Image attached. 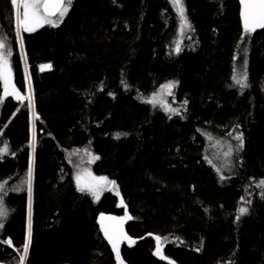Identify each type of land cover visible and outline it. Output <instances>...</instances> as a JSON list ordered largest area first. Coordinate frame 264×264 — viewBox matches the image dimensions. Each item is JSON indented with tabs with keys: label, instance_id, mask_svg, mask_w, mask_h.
<instances>
[{
	"label": "trees",
	"instance_id": "obj_1",
	"mask_svg": "<svg viewBox=\"0 0 264 264\" xmlns=\"http://www.w3.org/2000/svg\"><path fill=\"white\" fill-rule=\"evenodd\" d=\"M181 3L184 25L173 0H72L23 33L31 195L30 103L5 93L0 65V262L25 256L31 198L25 264H117L97 225L110 213L135 240L125 264H264V30L245 32L238 0ZM0 19L26 97L11 0ZM214 140L230 148L224 172ZM83 167L104 184L98 203L78 190Z\"/></svg>",
	"mask_w": 264,
	"mask_h": 264
},
{
	"label": "snow or ice",
	"instance_id": "obj_2",
	"mask_svg": "<svg viewBox=\"0 0 264 264\" xmlns=\"http://www.w3.org/2000/svg\"><path fill=\"white\" fill-rule=\"evenodd\" d=\"M23 4L24 12H23V19H21V14L19 11L20 3H18V0H11V4L14 8H16V19H17V36H19V28L23 27L24 31H34L37 26H42L44 23H52L50 19H48L50 16L54 14H59L60 18H63V16L67 13L68 7L71 5L72 0H20ZM241 4L244 6V11L242 12L243 17V24H244V30L245 32L254 31L256 28H262L264 29V0H240ZM173 3L178 7L182 25L186 24V18L184 16V9L181 3V0H173ZM42 10V12H41ZM5 45L0 42V65H3L6 63V58L4 54ZM179 46H177L176 51L179 52ZM246 63V62H245ZM44 67H50V66H42V69ZM233 79L236 81L238 85L241 86V88L246 87V74L244 75L243 79L233 77ZM165 89H170L174 87L172 83H169L167 85L163 86ZM169 94H171L169 92ZM149 103H156L155 97L153 99L148 101ZM31 103V101H30ZM172 112H176V109H170ZM236 139L241 140V146H242V137L237 136ZM7 147L0 149V153L6 152ZM227 155V153H226ZM98 158V157H97ZM90 175V173H89ZM223 179V177H221ZM95 179V178H93ZM101 180H106L107 178H100ZM77 187L78 190L81 192H84L86 189L91 192L93 196H95L97 199L99 198L98 190L94 189L92 185L84 184L81 185V177L77 176ZM114 183V182H111ZM28 184H29V195H31V167L28 171ZM258 187L264 188V181H260L257 185ZM2 187V185H0ZM243 199V198H242ZM248 211L247 208L241 207L239 209L240 214H244ZM6 215L5 211L2 207H0V217H4ZM106 219L104 216H101V226L105 233V236L109 239V242L112 243L113 249L117 251V257L119 258V251L117 248V242L113 240L112 236L109 235L108 229L104 228L103 226V220ZM107 219H113V218H107ZM2 226V225H0ZM160 238L157 237V240ZM7 243L11 244V241H8ZM24 252L27 253L28 251V244L24 245ZM157 254H159V247L157 250ZM24 257L21 256L20 262L23 264Z\"/></svg>",
	"mask_w": 264,
	"mask_h": 264
},
{
	"label": "rangeland",
	"instance_id": "obj_3",
	"mask_svg": "<svg viewBox=\"0 0 264 264\" xmlns=\"http://www.w3.org/2000/svg\"><path fill=\"white\" fill-rule=\"evenodd\" d=\"M212 1H215V0H212ZM217 1H220V0H217ZM18 3H20L19 11L21 14V19H23V12H24L23 4H22V2H20V0H18ZM13 9H14V14H15V24H16V29H17L18 28L17 19H16V11L17 10L14 7H13ZM41 12H42V10H41ZM45 25H47V23H44L42 26H37L34 31H24L23 27H20L19 28V36H18L20 50L23 54L24 72L26 74V79H27L26 99L29 101V103L31 101V103L29 104V106L31 108V122H32L31 171L33 170V167H34L36 117H35V113H34V98H33L32 85H31L29 74H28L29 68H28V64L26 63V56L24 53L23 33L25 32L27 34H31V33L35 32L36 30L44 27ZM0 42H2L5 45L3 51L5 54V58H6V63L1 65V76H2L3 83H4V88L6 91L5 93L6 94H12L13 92L8 90V84H7L11 81L9 79L11 78L10 69H11L12 52H11L9 45L3 41L1 35H0ZM244 61H243V63L241 62V64L239 65L236 72L237 73L241 72L240 67H242L243 68L242 73L245 75L246 74L245 67H247V66H246ZM47 66H49V65H47ZM49 69H50V67H44L43 69H42V67L40 68L41 71H46ZM5 84H6V87H5ZM163 102H164V100H162V99L159 101V103H163ZM213 142L214 143L210 146V154L212 153V155H213L210 162L212 164H214L218 170H220L221 172H224V167L226 166V162H225L226 153H227V155L229 154L230 148L222 142H219L216 140H214ZM89 173L90 172L85 167H83L81 169V171L78 173V174H80V177H81V185L89 184V185H92L94 187V189L98 190V195H99L98 199L95 196H93L91 194V192H89L87 189L84 191L85 193L89 194L93 199H95L96 203H98L101 199V196H102L101 194L104 190V184L102 182H100L99 179H93L91 177V173H90V175H89ZM31 179H32V177H31ZM121 206H123V205H121ZM28 214H29V219H28V242H27V244H28V248H29V244H30L29 238L31 237V224H32V202H31V198H30V203H29ZM117 218L120 221V223L123 225V227H125L128 219L126 217L123 218V217H118V216H117ZM26 259H27V253H25L23 264L26 263ZM117 264H125V263L123 261H121L120 263L117 262Z\"/></svg>",
	"mask_w": 264,
	"mask_h": 264
},
{
	"label": "water",
	"instance_id": "obj_4",
	"mask_svg": "<svg viewBox=\"0 0 264 264\" xmlns=\"http://www.w3.org/2000/svg\"><path fill=\"white\" fill-rule=\"evenodd\" d=\"M65 3H66V0H65ZM238 3H239V8H240V11H239L240 22H241V25L244 29L243 17H242V12L244 11V6L241 4L240 0H238ZM58 16H59V14L57 13V14L50 16L49 18L53 19V18H56ZM0 23H1V19H0ZM262 30H264V29L256 28L254 31H249V32H252L253 34H255V33H258ZM11 96H13V99H15V101L18 104L23 103L26 99L25 95L20 93L19 91H17V95H11ZM104 217L106 219H104L102 222L103 226H104V228L108 229L109 235H111L113 240H115L117 242V248L119 251V258L117 257V251L113 249L112 243H110L109 239L105 236V233H104L102 226H101V217L97 221L99 232H100L103 240L105 241V243L109 246V248L112 250V252L115 254V256L117 257V259L120 262L121 249L123 247H132L134 245V241L130 237L127 229L125 227H123V225L120 223L117 216L112 215V214H108V215H104ZM109 217L113 218V219H107ZM0 264H6V263L0 262Z\"/></svg>",
	"mask_w": 264,
	"mask_h": 264
},
{
	"label": "flooded vegetation",
	"instance_id": "obj_5",
	"mask_svg": "<svg viewBox=\"0 0 264 264\" xmlns=\"http://www.w3.org/2000/svg\"><path fill=\"white\" fill-rule=\"evenodd\" d=\"M261 32V31H260ZM8 84V90L9 91H14L16 94H14V93H12V94H9L10 95V97H12L13 98V96H11V95H17V91H19L18 90V87L16 86V83H15V81H10L9 83H7ZM6 92V91H5ZM121 207H123V206H121ZM111 214V213H110ZM104 215H108V214H103V215H101V216H104ZM112 215H114V214H112ZM100 216V217H101ZM116 216V215H115ZM99 217V218H100ZM98 218V219H99ZM128 231V230H127ZM129 233V232H128ZM130 235V234H129ZM130 237L133 239V241H135L134 240V238L130 235ZM134 245H135V242H134ZM134 245L132 246V247H134ZM132 247H129V248H132ZM124 248V247H123ZM122 250V249H121ZM118 260V259H117ZM120 262H121V260H120ZM119 262V260H118V263H120Z\"/></svg>",
	"mask_w": 264,
	"mask_h": 264
},
{
	"label": "bare ground",
	"instance_id": "obj_6",
	"mask_svg": "<svg viewBox=\"0 0 264 264\" xmlns=\"http://www.w3.org/2000/svg\"><path fill=\"white\" fill-rule=\"evenodd\" d=\"M211 163V162H210ZM29 241H30V238H29Z\"/></svg>",
	"mask_w": 264,
	"mask_h": 264
}]
</instances>
